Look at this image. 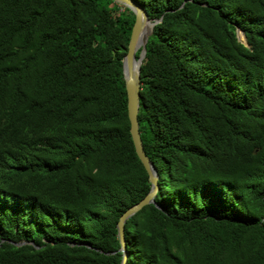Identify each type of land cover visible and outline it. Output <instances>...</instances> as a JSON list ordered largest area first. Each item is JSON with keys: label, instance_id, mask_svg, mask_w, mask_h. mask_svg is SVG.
<instances>
[{"label": "trees", "instance_id": "trees-1", "mask_svg": "<svg viewBox=\"0 0 264 264\" xmlns=\"http://www.w3.org/2000/svg\"><path fill=\"white\" fill-rule=\"evenodd\" d=\"M134 1L161 20L137 116L158 191L124 225L126 264H264V0ZM134 20L0 0V264H121L117 223L150 190L122 74Z\"/></svg>", "mask_w": 264, "mask_h": 264}, {"label": "water", "instance_id": "water-1", "mask_svg": "<svg viewBox=\"0 0 264 264\" xmlns=\"http://www.w3.org/2000/svg\"><path fill=\"white\" fill-rule=\"evenodd\" d=\"M120 6L128 8L135 16L131 31L127 52L122 58V74L127 97V113L130 122V135L134 144L135 152L143 164L149 178L150 190L148 194L138 203L129 207L119 218L117 223V237L120 243L122 253L121 264H126L128 259L127 244L124 238V225L126 221L138 213L146 205L154 204V198L158 191V173L157 170L146 155L139 133L138 112L140 106L141 90V66L146 56V45L153 27L161 20L151 21L145 9L134 0H112ZM238 40L245 42V37L239 31ZM139 52V53H138ZM138 53V56H137Z\"/></svg>", "mask_w": 264, "mask_h": 264}]
</instances>
